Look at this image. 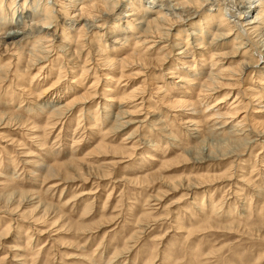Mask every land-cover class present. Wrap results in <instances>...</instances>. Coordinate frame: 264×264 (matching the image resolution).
Segmentation results:
<instances>
[{
	"label": "rangeland",
	"instance_id": "rangeland-1",
	"mask_svg": "<svg viewBox=\"0 0 264 264\" xmlns=\"http://www.w3.org/2000/svg\"><path fill=\"white\" fill-rule=\"evenodd\" d=\"M82 1L0 0V264H264L263 28Z\"/></svg>",
	"mask_w": 264,
	"mask_h": 264
},
{
	"label": "bare ground",
	"instance_id": "bare-ground-1",
	"mask_svg": "<svg viewBox=\"0 0 264 264\" xmlns=\"http://www.w3.org/2000/svg\"><path fill=\"white\" fill-rule=\"evenodd\" d=\"M10 2H12V0H9ZM47 1V0H46ZM85 1L86 0H83L82 2H84L85 3ZM176 0H135L134 2H142V4H144V8H145V10L146 11H148V10H150L151 11V13H152V11H153V13L154 12H156V13H158V14H160L156 19H154L153 21H151L152 23H154V25H156L157 24V26L161 23L160 21H170V22H172L173 21V18H179V16H177L176 15V13L177 14H179V12L181 11V12H183L182 10L184 9V6H186L187 8H189L188 10L190 11V13H196L200 8H201V6H202V4H207V3H210V5L211 6H213V7H216L217 5L215 4L216 3V0H183L182 2H175ZM248 1H251V0H247V2ZM81 2V3H82ZM115 2V1H114ZM113 2V3H114ZM121 2H125V0H121V1H118V3H116V5H117V8H119V6L121 7ZM133 2V1H132ZM167 2V3H166ZM47 3V2H46ZM51 3V2H50ZM84 3H82V4H84ZM231 3H233L234 5H226L225 4V6L223 5V7H226L225 8V11H223V9L222 8H216V9H213V12H215L216 14H214V13H210V14H207L206 16H205V19H202L205 23L204 24H207L208 26H210L211 24H214L212 21H213V19H214V16H217L219 19V25H228V21L230 22V23H233V25L235 26V27H239V29H242L243 30V32L244 31H250V32H252L253 33V31L254 32H256L257 30H255L256 28H258V30H259V28H260V26H261V30H262V28H263V31H264V1L263 0H256L255 2H253V3H249V4H247L248 5V8H244L245 10H243V12L242 13H240V11H239V7L240 6H244L245 5V3H243L242 1H236V0H233V2L231 1ZM48 4V3H47ZM91 4V5H90ZM109 1L108 0H91V1H89V4H84L83 6H82V8H80L79 10H81V13L83 12V9H84V11L85 10H88V12H89V10H90V12H95V11H97L98 9H102L101 10V14L102 15H104V16H110L111 14H113V15H115V11H114V9H116L114 6L112 7V6H110V8L108 7L109 6ZM128 4V3H127ZM140 3H138V5H139ZM230 4V3H229ZM252 4H254V6H252ZM25 5V4H24ZM111 5V4H110ZM113 5V4H112ZM126 5V4H125ZM54 6H57L58 8H59V11L58 12H63V13H65L66 14V16H67V21H65V24H66V26H71V27H75V26H77V24L73 21V17L75 16V15H70V16H68L69 14L67 13V12H69V11H67L68 9L66 8V5L64 4V3H56ZM128 6V5H127ZM130 6L131 7H133V3L132 4H130ZM140 6H143V5H140ZM210 6V7H211ZM219 6H222V4H220ZM0 7H1V2H0ZM22 7V6H21ZM45 7V6H44ZM43 7V8H44ZM45 8H47V7H45ZM238 9L237 10V12H236V14H238L239 15V13L240 14H244L245 13V15L244 16H242V15H240L239 17H234L233 15H231V13H230V11H229V9ZM252 8V9H251ZM21 9H23V8H21ZM49 9H51V8H49ZM234 9V10H235ZM242 9V8H241ZM247 9V10H246ZM251 9V10H250ZM27 11V10H26ZM44 11V10H43ZM50 11V10H49ZM48 11V12H49ZM78 11V10H77ZM100 11V10H99ZM162 11H165V12H162ZM177 11H179V12H177ZM193 11V12H192ZM233 11V10H232ZM16 12V11H15ZM15 12H13L12 10H11V17H10V19L8 20H3V22H2V24L0 23V27L1 26H6V27H8V31H4L2 34H1V37H0V43H1V45H4V47H6V48H8V44L9 43H11V41H14L18 36H21V38H25V36L26 35H28V34H30L29 32H20V31H18L17 29L14 31V28H17V27H20L21 25H23L24 23H27L28 21V19L26 18V17H29V14L28 13H25V14H27L26 16H23L22 14L21 15H19V16H17L16 14H15ZM24 12V11H23ZM73 12V11H72ZM78 12H80V11H78ZM87 12V13H88ZM139 12V11H138ZM19 13V12H18ZM21 13V12H20ZM46 13V12H45ZM77 13V12H76ZM85 13H86V11H85ZM86 13V14H87ZM96 13V12H95ZM149 13V12H148ZM247 13V14H246ZM0 14H1V12H0ZM24 14V13H23ZM24 14V15H25ZM48 14V13H47ZM74 14V13H73ZM90 14V13H89ZM98 14H99V12H98ZM234 14V13H233ZM235 14V15H236ZM255 14V15H254ZM80 15V14H79ZM95 15V14H94ZM100 15V14H99ZM149 15V14H148ZM191 15V14H190ZM10 16V15H9ZM41 16V15H40ZM65 16V17H66ZM91 16V15H90ZM103 16V17H104ZM119 16V15H118ZM189 16V15H188ZM1 18L3 17V16H0ZM101 17V16H100ZM99 17V18H100ZM226 17V18H225ZM7 18V17H6ZM9 18V17H8ZM30 18V17H29ZM96 19V18H95ZM95 19H94V22L93 21H89V20H87V22H85L82 26H81V28H83V30H85L84 28H86L87 27V29H91V28H95L96 26L94 25V23H95ZM233 19V20H232ZM26 20V21H25ZM93 20V19H92ZM261 20H263L262 22H261ZM88 22H91L90 24L88 23ZM132 22V21H131ZM151 23V24H152ZM263 23V24H262ZM47 24L48 23H44V25L42 26H37V27H35V32L34 33H37V34H43V35H47L48 33H49V29H48V27H47ZM259 24V25H258ZM260 24H262V25H260ZM50 25V24H49ZM150 25V24H149ZM171 25H173V24H171ZM243 25L245 26V28H246V26H248L247 27V29H244V28H242L243 27ZM102 26H103V24H102ZM114 26V25H113ZM113 26H112V28H113ZM162 27V25H159V27ZM175 26V25H174ZM221 26H219V28L221 27ZM27 27V26H26ZM115 27V26H114ZM156 27V26H155ZM224 27V26H223ZM154 28V27H153ZM157 28V27H156ZM218 28V29H219ZM4 28H1L0 30L2 31ZM12 29V30H11ZM80 29V28H79ZM115 29V28H114ZM78 30V29H77ZM135 30V29H134ZM156 30H158V29H156ZM87 31V30H86ZM130 31V30H129ZM263 31H260L261 33H264ZM128 32V31H127ZM132 32V31H131ZM130 33V32H129ZM249 33V32H248ZM247 33V34H248ZM244 34V33H243ZM31 35V34H30ZM142 35V34H141ZM140 35V36H141ZM143 35H144V33H143ZM177 35V34H176ZM264 35V34H263ZM43 37V36H42ZM45 37V36H44ZM150 37V36H149ZM49 38V37H48ZM134 38V37H133ZM138 38H139V36H138ZM137 38V39H138ZM35 39V38H34ZM155 39V38H154ZM147 40V39H146ZM176 40V39H175ZM142 41V40H141ZM114 42H115V40H114ZM187 42V41H186ZM116 43V42H115ZM15 44V43H14ZM143 44V43H142ZM151 44V43H150ZM12 45V44H11ZM39 47V46H38ZM148 47V46H147ZM15 48V47H14ZM36 49V48H35ZM9 50H10V48H9ZM184 50V49H183ZM200 50V49H199ZM206 50L208 51V49L206 48ZM32 51V50H31ZM30 52V51H29ZM38 52V51H37ZM66 52H68V51H66ZM184 52H185V50H184ZM184 52H180V53H177V55H181L180 57L178 56L177 57V60H179L180 61V63L182 64V65H184L185 64V62H183L184 61V59L183 58H185L184 57V55L183 54H186V53H184ZM194 53V52H193ZM198 53V52H197ZM202 53V52H201ZM206 53V52H205ZM188 54V53H187ZM199 54V53H198ZM207 54V53H206ZM135 55V54H134ZM164 55V54H163ZM162 55V56H163ZM27 56V55H26ZM40 56V55H39ZM37 57V58H40V57ZM141 56V58H143L142 57V55H140ZM186 56V55H185ZM188 56V55H187ZM199 56H201V55H199ZM43 57V56H42ZM191 57V56H190ZM44 58V57H43ZM158 58V57H157ZM211 58H212V55H211ZM137 59V58H136ZM30 60H31V58H30ZM29 60V61H30ZM35 59H33V61H34ZM143 61V60H142ZM155 61V60H154ZM156 61H158V60H156ZM30 62H32V60L30 61ZM37 62V61H36ZM149 62V61H148ZM190 62V61H189ZM35 63V62H34ZM146 63V62H145ZM263 63H264V60H263ZM32 64H33V62H32ZM147 64H149V63H147ZM216 64V63H215ZM248 64H250V63H248ZM215 66V65H214ZM252 66V65H251ZM251 66L250 65H247V64H243L242 66H241V71H239L238 69H236V70H234V72L236 73V72H244V71H246L248 68H251ZM253 67V66H252ZM260 67V66H259ZM40 68H42V66L40 67ZM258 71V70H257ZM212 73V72H211ZM62 74V73H61ZM84 74V73H83ZM244 74V73H243ZM261 75L262 74H264V70H263V72H261L260 73ZM82 75V74H81ZM207 76H208V74H207ZM223 77V76H222ZM220 76L218 75V74H211V75H209L208 76V78H207V80L206 81H204L205 82V84H206V86H211L209 89H207V91H213L216 87H218V85L220 86V82H219V80H220ZM263 78V77H262ZM205 80V79H204ZM222 81V80H221ZM223 81H225V79L223 80ZM195 84V83H194ZM223 85H225V84H223ZM229 85V84H228ZM199 86H201V85H199ZM225 87V86H224ZM157 88V87H156ZM160 91V90H159ZM158 92V91H157ZM33 93V92H32ZM162 93V92H161ZM209 95V94H208ZM227 96V95H226ZM225 96V97H226ZM225 97H223V98H225ZM236 99V98H235ZM219 99L216 101L217 102V104L216 105H219V104H222L223 103V101L222 100H220L219 102ZM235 102V101H234ZM234 102H232L231 104L232 105H234ZM64 105H66L67 106V104H64ZM219 108V107H218ZM230 108V107H229ZM233 108V107H232ZM60 109V108H59ZM63 109V108H62ZM59 111V110H58ZM104 111H105V109H104ZM56 112V111H55ZM228 112H230V111H228ZM227 114V113H226ZM232 114V113H231ZM235 115V114H234ZM211 116H212V114H211ZM210 119V118H209ZM216 119V118H215ZM132 122V121H131ZM130 122V123H131ZM6 124V123H5ZM10 124V123H9ZM128 124H129V122H128ZM49 125H51V124H49ZM8 126V125H7ZM5 128V127H4ZM235 128V127H234ZM249 143H250V141H248ZM103 144V143H102ZM247 145V144H246ZM124 150V149H123ZM117 151V150H116ZM130 154V153H129ZM183 154V153H182ZM187 155V154H186ZM213 158V157H212ZM220 178V177H219ZM191 185V184H190Z\"/></svg>",
	"mask_w": 264,
	"mask_h": 264
}]
</instances>
